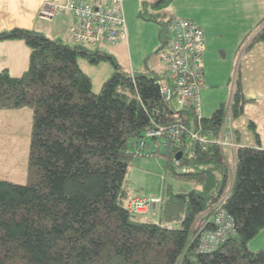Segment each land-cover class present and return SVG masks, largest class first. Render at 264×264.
I'll return each mask as SVG.
<instances>
[{
    "label": "trees",
    "instance_id": "1",
    "mask_svg": "<svg viewBox=\"0 0 264 264\" xmlns=\"http://www.w3.org/2000/svg\"><path fill=\"white\" fill-rule=\"evenodd\" d=\"M172 1L153 5L160 53L176 19L165 12ZM9 40L28 45L29 65L20 76L0 71V109L31 106L33 125L29 181L0 178V264H264V250L249 247L264 229V149L238 145L232 181L228 147L212 141L229 105L233 119L244 112L240 76L231 103L201 118L200 136L210 140L203 144L189 136L197 130L193 111L171 117L175 108L160 94L165 73H127L112 55L34 30L0 31V42ZM257 43L264 44V25L247 50ZM79 57L114 64L99 94ZM177 121L187 132L174 148L154 137L146 140L143 154L134 152L149 131ZM160 155L168 157L166 176L190 188L166 183L157 215L156 209L131 213L129 200L144 197L131 192V161ZM217 207L233 217L236 233L212 252H200L201 235L213 228Z\"/></svg>",
    "mask_w": 264,
    "mask_h": 264
},
{
    "label": "rangeland",
    "instance_id": "2",
    "mask_svg": "<svg viewBox=\"0 0 264 264\" xmlns=\"http://www.w3.org/2000/svg\"><path fill=\"white\" fill-rule=\"evenodd\" d=\"M155 1L124 0L127 39L117 46L101 43L92 50L112 55L119 69L127 73L164 71L166 74V67L160 61L159 24L152 20L156 14L153 6ZM165 12L168 18L193 20L204 30L207 48L203 57L206 86L201 90V112L198 115L204 118L211 117L221 104L225 103L228 106L231 103L238 76L243 91L245 83L241 77V66L242 62L250 59L249 51L260 44L257 43L247 50L250 40L264 25V0H173ZM60 39L65 43H72L66 36ZM78 65L91 79L92 91L95 94L101 92L103 85L116 71L110 60L92 63L87 58L79 57ZM246 85L248 88L249 84ZM262 94L260 100H245L244 112L241 115L247 118V124L241 129L242 132L245 135L250 131L256 142H258L257 131L251 126V121L252 118L259 119L261 116L264 91ZM227 113H232L230 105ZM191 119L193 121V118ZM32 125L31 106L0 109V178L4 179L3 177L7 176L16 179V183L29 181ZM224 125L223 122L221 131ZM193 126L195 129L194 124ZM226 153L229 154L228 149ZM230 156L232 180L235 164L231 154ZM167 163L168 157L161 155L135 157L127 172L131 192L146 198H162L166 183L178 189L182 187L189 189L190 185L166 176ZM149 214H153L152 211ZM249 247L252 250L264 247V231L250 241Z\"/></svg>",
    "mask_w": 264,
    "mask_h": 264
},
{
    "label": "built area",
    "instance_id": "3",
    "mask_svg": "<svg viewBox=\"0 0 264 264\" xmlns=\"http://www.w3.org/2000/svg\"><path fill=\"white\" fill-rule=\"evenodd\" d=\"M69 13L75 19L70 26L71 40L86 47H98L101 43L117 46L127 37V23L124 0H65L46 2L40 12L41 18L53 21L61 14ZM169 40L160 53V61L166 67V75L159 81L160 94L172 102L175 111L171 117L179 120L187 111L197 115V130H190L189 136L203 144L210 140L200 136L201 88L205 81L203 55L206 49L204 30L194 21L185 18L173 19L168 25ZM232 115L225 117V125L212 141L222 147H237ZM187 125L174 122L168 126L158 125L139 142L134 152L144 153L146 140L162 138L165 145L175 147ZM150 155V154H148ZM179 162V159H176ZM161 203V198L132 197L128 210L135 214H149ZM213 228L206 230L200 239L199 251L210 253L224 244L236 233V224L225 210L217 207L210 217Z\"/></svg>",
    "mask_w": 264,
    "mask_h": 264
},
{
    "label": "crops",
    "instance_id": "4",
    "mask_svg": "<svg viewBox=\"0 0 264 264\" xmlns=\"http://www.w3.org/2000/svg\"><path fill=\"white\" fill-rule=\"evenodd\" d=\"M64 1L65 0H0V31L22 28L34 30L51 39H60L62 36H66L71 40L69 29L75 22V19L71 14H61L53 21H47L40 16L41 9L46 2ZM126 39L127 37L120 44H123ZM206 50L207 48L205 49V52ZM249 54L251 55L250 59H246L242 62L241 66V77H243L245 83V86L243 84V94L245 100H260L263 97L262 92L264 91V44H257L249 51ZM29 57L30 48L24 41L9 40L0 42V71L8 70L11 74L20 76L24 74L28 68ZM159 73L165 72L160 71ZM246 84H249L248 88ZM204 86H206V81H204L202 87ZM252 119L254 121L252 120L251 122L255 124L257 134L259 135V141H255L250 131H247L244 135L241 129L245 128L247 118L241 116L240 118H237L235 122L234 119L232 121L233 128L236 132V143L239 147H261L264 149V106L261 107L260 118ZM237 148H226L229 151V154H227L229 160L231 154L235 166ZM3 178L15 183L17 182L16 179H11L7 176ZM19 184L24 183H21L20 181ZM262 231H264V229Z\"/></svg>",
    "mask_w": 264,
    "mask_h": 264
},
{
    "label": "water",
    "instance_id": "5",
    "mask_svg": "<svg viewBox=\"0 0 264 264\" xmlns=\"http://www.w3.org/2000/svg\"><path fill=\"white\" fill-rule=\"evenodd\" d=\"M181 156H182V154L180 153V154H178V158L177 159H180L181 158Z\"/></svg>",
    "mask_w": 264,
    "mask_h": 264
}]
</instances>
